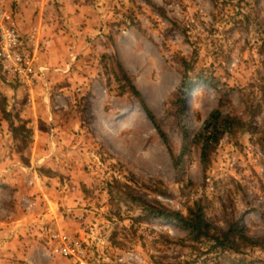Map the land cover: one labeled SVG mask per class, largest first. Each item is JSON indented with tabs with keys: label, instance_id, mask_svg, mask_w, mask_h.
I'll use <instances>...</instances> for the list:
<instances>
[{
	"label": "rangeland",
	"instance_id": "374dc122",
	"mask_svg": "<svg viewBox=\"0 0 264 264\" xmlns=\"http://www.w3.org/2000/svg\"><path fill=\"white\" fill-rule=\"evenodd\" d=\"M0 12L36 44L51 32L74 46L65 79L41 54L30 88L0 73V264H75L54 233L80 239L87 264H264V0H0ZM216 110L244 124L214 143ZM196 202L256 244L213 247L155 216Z\"/></svg>",
	"mask_w": 264,
	"mask_h": 264
},
{
	"label": "built area",
	"instance_id": "2783aa9c",
	"mask_svg": "<svg viewBox=\"0 0 264 264\" xmlns=\"http://www.w3.org/2000/svg\"><path fill=\"white\" fill-rule=\"evenodd\" d=\"M49 45L45 38L42 44L35 43V35L21 34L9 12H0V73L8 84L30 88L45 75L46 67L39 65L42 47ZM57 252L71 258L75 264H87L83 242L67 234L54 233Z\"/></svg>",
	"mask_w": 264,
	"mask_h": 264
},
{
	"label": "trees",
	"instance_id": "16d2710c",
	"mask_svg": "<svg viewBox=\"0 0 264 264\" xmlns=\"http://www.w3.org/2000/svg\"><path fill=\"white\" fill-rule=\"evenodd\" d=\"M187 79L182 81L181 86H185ZM150 119L157 125L162 137L165 138L164 132L157 124L155 117L149 110H146ZM244 123L237 116L223 115L219 110L213 112L207 122L206 137L208 141L214 143L219 142L221 136L230 132L233 128L239 127ZM14 130H25L24 125L15 126L11 123ZM184 135L187 136L188 132L185 128ZM29 132V131H28ZM205 155V148L202 151V155ZM155 216L163 217L171 222L177 223L188 232V237L192 241L206 240L211 243L213 247H220L222 249L239 251L242 247L256 244L257 240L249 238L240 223H233L228 229L222 231L219 230L212 222H210L205 213V208L201 202H196L194 206L188 209L186 214H183L177 210H158L155 212Z\"/></svg>",
	"mask_w": 264,
	"mask_h": 264
},
{
	"label": "crops",
	"instance_id": "0c3cea01",
	"mask_svg": "<svg viewBox=\"0 0 264 264\" xmlns=\"http://www.w3.org/2000/svg\"><path fill=\"white\" fill-rule=\"evenodd\" d=\"M23 28V26H22ZM22 30V29H21ZM24 31V29L22 30ZM50 32V31H49ZM50 34L52 35V41H49V45L48 47L45 49L44 47H42V50L39 53V57H41V61L44 65H46L44 63V61L47 63H51L53 64V67L50 68V70L52 69L53 73H55L56 77H60L61 79H65L67 76L63 75L66 71H67V66L68 64H64L63 60H66L67 55L70 52V48H74L71 47L70 43L68 44L66 41L67 38H69L68 34L66 35H60L58 36L57 33H54V35L50 32ZM66 55V56H63ZM56 56V57H55ZM55 57V58H53ZM65 57V59L63 58ZM60 62H59V60ZM63 61V62H62ZM49 75V74H47Z\"/></svg>",
	"mask_w": 264,
	"mask_h": 264
}]
</instances>
